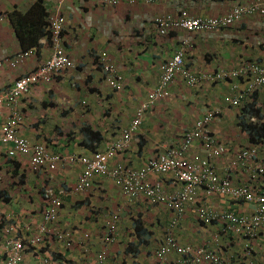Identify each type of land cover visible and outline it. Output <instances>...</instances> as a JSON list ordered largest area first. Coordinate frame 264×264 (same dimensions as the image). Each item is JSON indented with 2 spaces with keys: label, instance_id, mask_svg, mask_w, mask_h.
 Listing matches in <instances>:
<instances>
[{
  "label": "crops",
  "instance_id": "obj_1",
  "mask_svg": "<svg viewBox=\"0 0 264 264\" xmlns=\"http://www.w3.org/2000/svg\"><path fill=\"white\" fill-rule=\"evenodd\" d=\"M36 1L44 9V21L49 14L62 16L64 48L74 66L49 83L34 85L18 100L16 107L21 112L18 129L22 136L44 144L52 154L89 155L92 151H103L128 125L136 106L157 87L158 65L180 50L184 70L196 80L189 84L181 73L173 76L165 86L167 94L144 112L129 143L109 162L139 166L157 152L178 145L184 129L205 112L215 110L207 132L224 150L207 159L210 166L232 185L246 184L259 192L260 182L253 173L264 157V142L261 132L252 128L259 130L258 126L264 125V84L247 89L253 76L249 66L264 64V16L244 14L232 24L215 30L169 28L163 34L157 32L156 24L163 16L172 19L222 16L233 6L262 4L263 0H136L133 3L122 0L112 5L101 0H0V11L6 13L0 24V58L27 49L21 47L7 14L14 10L25 12ZM42 30L44 35L36 47H31L37 48L34 55L13 69L0 67V89L49 56L48 29L43 26ZM98 51L106 52L122 74L120 90L110 89L99 68L94 66L93 54ZM218 70L245 72L220 81L201 77ZM224 96L238 97L239 104L224 102ZM1 107L3 117L7 107ZM84 126L95 132L97 138L86 140ZM244 149H253L255 153L251 161L241 164L237 158ZM194 154L207 155L197 141L191 143L184 156L190 158ZM78 170L77 164H64L55 170L32 171L27 168L25 157L4 160L0 154L2 221L11 217L18 226L37 221L45 205L44 197L56 195L61 203L55 227L68 234L73 246L64 249L55 240L47 241V245L62 264H95V255L101 250L108 264H172L171 252L162 262H155L152 255L161 239L158 240L160 231L169 223L170 212L141 196L127 202L105 177L95 176L90 188L75 193L72 186ZM147 177L165 191L179 186L166 176ZM200 206L228 209L236 214H248L253 208L252 203L205 196L197 189L193 201L185 206L172 228L178 243L204 244L222 257L264 264L263 226L247 238L216 222L202 224L196 218ZM113 212L119 213L116 238L104 244L103 224ZM137 214L144 228L142 232H146L144 243L133 237L131 222ZM83 233L87 234L86 239ZM127 244L134 249H126ZM30 259L28 256L25 261Z\"/></svg>",
  "mask_w": 264,
  "mask_h": 264
},
{
  "label": "built area",
  "instance_id": "obj_2",
  "mask_svg": "<svg viewBox=\"0 0 264 264\" xmlns=\"http://www.w3.org/2000/svg\"><path fill=\"white\" fill-rule=\"evenodd\" d=\"M119 1L122 0H101L102 3L110 5ZM123 1L133 3L136 0ZM146 1L150 2L151 0ZM254 13L264 16V0L262 4L233 6L225 15L217 17L181 16L172 19L169 16H163L158 19L156 28L160 34L169 28L193 31L215 30L232 24L244 14ZM4 18L5 14L0 11V23ZM46 19L51 33V54L36 65L33 70L14 78L6 90L0 91V108H2L1 106L7 107L4 119L0 120V152L3 151L4 158L25 157L27 168L32 171L42 169L49 171L64 164H77L79 170L72 186V191L75 193L90 188L93 178L99 176L109 179L127 202L141 196L152 204L162 205L170 212V220L164 228L159 243L152 250L155 262H162L164 257L171 252L174 255L172 264H251L250 260L242 263L234 257H222L204 244L198 246L180 244L172 234V228L184 213L185 206L193 201L197 189H201L205 196H219L231 201L253 204V208L248 214H236L228 209L214 210L200 206L196 210V218L200 223L216 222L247 238L253 237V231L258 227H264V157L258 162L253 173L260 182L259 192H254L246 184L232 185L227 177H219L207 160L209 157L220 155L224 150L207 132V124L215 117V110L205 112L194 120L192 126L184 129L178 145L157 152L156 155L149 157L139 166L134 167L123 162H109L118 151H121L129 143L144 112L156 99L163 98L167 94L165 86L173 76L181 73L189 84L196 80L195 76L190 75L183 68L182 51H176L168 60L158 65L157 87L148 92L146 98L136 106L128 125L120 131L117 139L105 146L103 151L102 149L92 151L89 155L52 154L48 152L44 144L29 142L19 134L21 115L16 107L18 99L26 96L34 85L50 82L57 74L59 75L74 66L61 44L62 16L49 14ZM33 53V49L28 48L5 55L0 58V67L7 66L13 69ZM93 57L94 66L99 68L102 79L109 88L120 90L123 87V77L116 64L104 51L96 52ZM249 70L253 76L247 91L264 84V64H251ZM243 72L245 70H218L204 73L201 77L207 81H220L238 77ZM223 101L233 106L239 104L238 97L224 96ZM193 141L199 142L206 150V157L197 154L190 158L184 156ZM254 153L253 149L241 150L237 159L239 163L244 164L253 159ZM150 174L166 176L172 183H177L179 186L176 190L165 191L159 183L148 179L147 176ZM44 198L45 205L37 221L18 226L11 217L2 221L0 216V264H62L54 257L47 241L55 240L61 243L64 249L71 248L73 242L68 238L66 232L55 227L61 203L59 197L49 195ZM118 220V212L111 213L105 220L102 231L104 244L115 240ZM82 236L83 239L87 238L86 233H83ZM28 256L31 259L25 261ZM95 264H108L104 250L95 255Z\"/></svg>",
  "mask_w": 264,
  "mask_h": 264
},
{
  "label": "trees",
  "instance_id": "obj_3",
  "mask_svg": "<svg viewBox=\"0 0 264 264\" xmlns=\"http://www.w3.org/2000/svg\"><path fill=\"white\" fill-rule=\"evenodd\" d=\"M44 15V9L42 5L37 1L33 2L25 12H16L14 10L7 14L9 22L13 27L14 33L20 41L21 47H36L34 45H37L38 39L42 35H44L42 30V27L45 25ZM258 127L259 130L253 127L252 131H260V136H264V125H259ZM82 132L86 140H89V142L97 138L96 133L92 132L88 127L84 126L82 128ZM131 223L132 231L134 233L133 235L136 238V241H138L139 243H144L143 237L145 231L142 232V229L144 230V228L142 227L140 217L137 216L136 218H133ZM125 248L131 251L134 249V246L131 244H127Z\"/></svg>",
  "mask_w": 264,
  "mask_h": 264
},
{
  "label": "clouds",
  "instance_id": "obj_4",
  "mask_svg": "<svg viewBox=\"0 0 264 264\" xmlns=\"http://www.w3.org/2000/svg\"><path fill=\"white\" fill-rule=\"evenodd\" d=\"M151 2V1H150ZM4 13V12H3ZM5 14V18L2 20V22L6 19V13H4ZM47 17V16H46ZM46 17H45V28L47 27V29H48V26H47V19H46ZM1 22V23H2ZM0 23V24H1ZM62 29H61V32H60V36H61V44L63 45V47H64V35H63V30H64V27H63V23H62ZM157 29V28H156ZM158 32V31H157ZM48 34H49V36H47V40H48V42H49V44H50V49H51V51H50V54H51V52H52V41H51V33H50V31H49V29H48ZM31 48V47H30ZM28 49V48H27ZM33 49V51H34V53H33V55L35 54V52H36V50H37V48L36 49H34V48H32ZM19 50H24V49H18L17 51H19ZM64 50H65V48H64ZM17 51H15V52H17ZM15 52H13V53H15ZM66 52V51H65ZM13 53H11V54H13ZM49 54V55H50ZM9 55V54H8ZM49 57V56H48ZM47 57V58H48ZM109 57V56H108ZM46 58V59H47ZM112 60V59H111ZM44 61V60H43ZM35 68V67H34ZM33 68V69H34ZM32 69V70H33ZM31 71V70H30ZM60 75V74H59ZM58 74L54 77V78H56L57 76H59ZM53 80V79H52ZM51 80V81H52ZM50 81V82H51ZM12 82V81H11ZM47 83H49V82H47ZM10 84L11 83H9L8 85H6L5 86V88H1L0 89V91H4V90H6L7 88H8V86H10ZM37 85V84H36ZM24 97V96H23ZM22 98V97H21ZM20 99V98H19ZM18 99V100H19ZM17 103H18V101H17ZM20 113V115H21V112H19ZM4 119V117H2V115H1V112H0V120H3ZM20 123V122H19ZM19 130V129H18ZM20 134V133H19ZM21 135V134H20ZM22 136V135H21ZM24 137V136H23ZM26 138V137H25ZM27 139V138H26ZM29 142H32V141H30V140H28ZM0 154H1V157H2V159H4V160H14V159H16V158H18V157H15V158H7V159H5L4 158V155H3V151H1L0 152ZM137 216H139V214H137L136 216H133V218H136ZM140 217V216H139ZM133 218H132V220H133ZM141 220V219H140ZM141 223H142V221H141ZM164 231V230H163ZM133 237H134V235H133ZM135 238V237H134ZM136 239V238H135Z\"/></svg>",
  "mask_w": 264,
  "mask_h": 264
},
{
  "label": "rangeland",
  "instance_id": "obj_5",
  "mask_svg": "<svg viewBox=\"0 0 264 264\" xmlns=\"http://www.w3.org/2000/svg\"><path fill=\"white\" fill-rule=\"evenodd\" d=\"M166 227V225H164V228ZM164 228L160 231V237L158 238V240L161 238V236H162V234H163V230H164ZM155 239H157L156 237H155ZM154 240V239H153Z\"/></svg>",
  "mask_w": 264,
  "mask_h": 264
}]
</instances>
